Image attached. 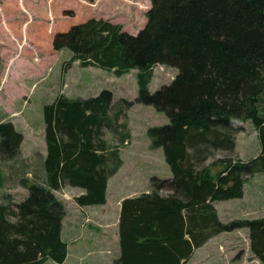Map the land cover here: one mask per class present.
Instances as JSON below:
<instances>
[{
  "label": "trees",
  "instance_id": "16d2710c",
  "mask_svg": "<svg viewBox=\"0 0 264 264\" xmlns=\"http://www.w3.org/2000/svg\"><path fill=\"white\" fill-rule=\"evenodd\" d=\"M149 1L147 23L136 35L90 19L52 42L55 50L68 49L70 61L83 68L118 77L136 70L135 102L153 106L169 120L148 135L163 150L171 179H152L151 193L122 202L121 254L112 264H186L211 238L240 228L248 230L250 250L264 264V217L222 223L214 207L241 198L247 177L264 172V0ZM8 33L12 42L20 40L13 29ZM29 38L26 34L22 51L34 50ZM156 65L176 68L178 74L151 93ZM132 106L126 100L115 103L106 90L85 99L58 96L44 106V178L24 185L28 194L14 209L0 204V264L65 261V211L54 193L65 186L81 188L84 193L74 197L78 206L105 204L108 180L121 166L105 131L125 142L119 120ZM236 120L257 130L260 154L248 162L227 157L218 161L224 168L215 173L214 164L204 163L218 151H234ZM22 141L10 123L0 124V157L14 159ZM161 189L168 193L161 195Z\"/></svg>",
  "mask_w": 264,
  "mask_h": 264
},
{
  "label": "rangeland",
  "instance_id": "374dc122",
  "mask_svg": "<svg viewBox=\"0 0 264 264\" xmlns=\"http://www.w3.org/2000/svg\"><path fill=\"white\" fill-rule=\"evenodd\" d=\"M150 8L149 0H0V124L10 123L23 136L14 159L0 157V204L14 209L28 194L24 185L44 178L45 105L58 96L85 99L103 90L111 92L115 103L126 100L133 104L119 120L121 133H127L125 142L105 131L104 139L118 148L121 159L120 168L108 181L106 205L78 206L74 197L84 193L81 188L65 186L55 192L65 211L63 239L68 252L63 263L47 260L43 264H100L98 256L103 252L106 259L112 257L120 240L122 202L151 193L152 179H171L163 150L154 147L148 135L151 128L164 126L169 120L153 106L135 102L138 72L131 70L118 77L97 67L83 68L78 61H70L68 49L55 50L52 45L58 33L90 19L109 21L136 35L145 27ZM8 28L20 36L17 43L12 42ZM26 34L31 37V52L21 50ZM177 74L176 68L154 66L148 91L170 85ZM232 125L238 131L234 151H218L204 163L214 164L211 170L215 173L224 168L218 161L227 157L248 162L260 154L258 133L251 123L236 120ZM166 193L168 190H160L161 195ZM214 207L222 223L263 218L264 172L257 170L247 177L241 198L214 202ZM186 264L262 263L250 250L248 230L240 228L214 236Z\"/></svg>",
  "mask_w": 264,
  "mask_h": 264
},
{
  "label": "crops",
  "instance_id": "0c3cea01",
  "mask_svg": "<svg viewBox=\"0 0 264 264\" xmlns=\"http://www.w3.org/2000/svg\"><path fill=\"white\" fill-rule=\"evenodd\" d=\"M114 176V175H113ZM112 176V177H113ZM109 181V180H108ZM107 189H108V184H107ZM106 203H107V196H106V202H105V204H102V206L103 205H106ZM88 207H91V206H88ZM64 233H65V231H63V225H62V238H63V236H64ZM212 239V238H211ZM64 240V239H63ZM208 243V242H207ZM68 246V245H67ZM116 247V250H114L112 253H111V256L112 257H109V258H105L104 256H106V254L103 252L101 255H99L98 257H100V259H101V263L100 264H107L108 263V261H115L116 259H118L119 257H120V254H121V248H120V244H119V239H118V243H117V245L115 246ZM197 250V249H196ZM195 250V251H196ZM195 251H194V253H195ZM194 253H193V255H192V257L194 256Z\"/></svg>",
  "mask_w": 264,
  "mask_h": 264
},
{
  "label": "bare ground",
  "instance_id": "6f19581e",
  "mask_svg": "<svg viewBox=\"0 0 264 264\" xmlns=\"http://www.w3.org/2000/svg\"><path fill=\"white\" fill-rule=\"evenodd\" d=\"M26 37V36H25ZM25 41H26V38H25Z\"/></svg>",
  "mask_w": 264,
  "mask_h": 264
}]
</instances>
